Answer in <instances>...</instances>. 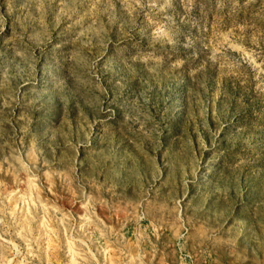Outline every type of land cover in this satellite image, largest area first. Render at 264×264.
<instances>
[{
  "label": "clouds",
  "instance_id": "1",
  "mask_svg": "<svg viewBox=\"0 0 264 264\" xmlns=\"http://www.w3.org/2000/svg\"><path fill=\"white\" fill-rule=\"evenodd\" d=\"M55 2L0 0V174L10 172L18 185H27L23 193L18 188L9 195L0 177V240L11 231L20 241L0 244V264H51L49 240L58 232L90 235L102 227L101 236L111 235L97 209L114 214L111 201L121 196L133 214L143 211L150 222L136 239L116 234V264H176L180 249L179 264L213 252L220 254L222 264H264V145L252 143L251 127L237 129L242 143L226 157L220 179L212 181L221 163L222 133L232 122L217 117L216 126H210L209 105L198 100V112L189 120L191 134L178 140L175 121L184 112L179 96L165 97L163 110L154 115L148 111L152 86L135 87L117 73L118 53L107 58L112 41L103 39L101 3L109 24L117 22V3L129 13L121 18V27L134 22L137 10H149L154 25L164 20L153 31L164 51L131 56L127 67L133 73L137 64L155 76L165 65L169 73L181 68L184 61L173 62L164 46L183 43L194 58L195 37L183 35L166 11L173 0H72V8L59 0L58 13ZM181 2L191 13L197 0ZM77 3H87L89 11L73 20ZM223 3L215 0L217 8ZM230 3L232 27L240 29L236 39L243 43L250 36L259 46L258 39L264 41V0ZM89 15L92 23L76 31L71 41L63 32L62 42L53 40L45 24L47 16L59 30L67 18L71 31ZM92 35L101 37L96 55L85 53ZM65 42L73 44L71 51ZM202 70L191 74L196 78ZM198 84L203 93L209 92L205 81ZM258 98L264 101V95ZM60 152L64 156L58 160ZM6 201L16 203L19 214ZM77 203L85 210L83 216L72 210ZM87 259L96 261V256L89 253ZM69 264H77L76 258Z\"/></svg>",
  "mask_w": 264,
  "mask_h": 264
},
{
  "label": "rangeland",
  "instance_id": "2",
  "mask_svg": "<svg viewBox=\"0 0 264 264\" xmlns=\"http://www.w3.org/2000/svg\"><path fill=\"white\" fill-rule=\"evenodd\" d=\"M67 4L68 8L73 7L72 0H67ZM97 7L101 13L99 21L106 30L103 39L112 41L108 48L107 58L110 60L115 53L120 56V59L116 62L115 71L124 75L135 87H139L144 83L152 86V91L149 92L152 99L148 111L154 115L162 111L164 99L170 95L179 96L183 102L184 112L180 119L175 121L178 140L184 134H191L189 120L194 111L198 112V100H203L209 105L210 126H216L217 117H223L224 122H232L231 126L222 133V147L218 153L221 163L217 164V174L211 176L210 180L220 179L224 167L228 163L226 157L242 143L240 133L237 132L238 128L251 127L249 135L253 137L252 143L264 145V101L258 98L264 95L260 92V89L264 88V63L257 55L264 57V41L258 39L259 46H257V43L252 42L250 36H246L243 43L236 39L240 29L232 27V18L229 15L232 7L230 0H224L222 8L216 7L215 0L211 5H206L205 0H197L191 13L185 10L181 0H173L172 7L166 11L168 15L173 17L183 35L191 33L195 37L197 51L196 56L193 58L191 50L184 48L183 43H179L175 47L164 46L170 49L166 53L167 57H171L173 62L177 59L183 60L184 65L171 73L165 65L160 76L150 73L144 64L133 65L132 67L135 68L134 73L127 65L133 55L139 54L140 56L152 57L154 53L164 51L161 43L153 35L154 27L163 24L164 20L161 18L154 25L153 16L150 15L149 10H137L134 14V22L129 20L124 27H121L123 22L121 18H129V13L119 3H117V22L113 24L108 23V15L104 12L106 5L101 3ZM53 8L57 13L59 12V0H56ZM88 11L89 5L87 3H77L72 17L73 20L79 19ZM184 18L189 23H182ZM70 23L72 21L65 18L61 22L60 29L55 30L48 17H45V24L48 25V32L51 34L52 39L62 42L61 32L68 41L74 40L76 31L81 30V27L86 29L92 23V16H85L82 26L77 25L71 31L68 29ZM10 31L9 29V34ZM42 31V29H38V33ZM100 40L101 37L92 35L91 46L85 48V53L89 55L98 54L101 50ZM84 43L87 44L88 40L84 39ZM118 43L121 45L120 47H116ZM64 46L67 51H71L73 44L65 42ZM214 56L218 59L213 60ZM102 66L101 64L100 67ZM201 66L203 70L194 78L191 73ZM198 80L205 81L209 88L208 93H203ZM233 117H235L234 121ZM257 121H260V123L257 124ZM230 133L231 135H229ZM48 151L50 152L51 148H48ZM41 152H44L43 147H41ZM63 156L64 153L60 152L57 159L59 160ZM45 158L49 157L45 154ZM7 167L6 164L5 168L7 169ZM0 177L8 186L7 193L9 195L16 192L18 188L23 193L27 187L26 184L18 185L16 177L10 172L0 174ZM20 179L24 180L26 178L21 175ZM127 191L130 193L131 189H127ZM118 196H121L119 190ZM11 199L15 201L18 198L12 197ZM128 202L123 196L120 199L114 198L110 204V207L114 206V214H101V210L97 209V214L101 216L104 225H108L112 230L111 235L105 232L101 236L102 227L100 231L92 232L90 235L78 234L73 231L71 235L66 236L58 232L57 238L49 240L51 249H49L48 259L51 264H69L73 258H76L77 264H96V261H99L100 264H116V234L119 233L125 240L136 239L138 235H142V229L148 228L150 222L149 217L145 216L143 211L137 210L133 214L134 210L128 206ZM5 203L9 204V207L19 214L16 203L10 201ZM28 207L30 210L31 206ZM64 207L68 208L70 206L65 204ZM72 210L80 216H83L85 211L79 203ZM9 240L13 243H20L18 238L9 231L3 236V240H0V244H4ZM101 245H103V248H101ZM169 251H173V249H169ZM182 251V249L176 250V264H179ZM208 251H211V249ZM89 253L96 256V261L87 259ZM17 255L19 256V253ZM80 256H85V260L80 261ZM106 257L109 258L106 259ZM8 258L12 259L11 256ZM13 264H16V261H13ZM186 264H222V260L218 252H213L211 255L205 253L195 262L189 259Z\"/></svg>",
  "mask_w": 264,
  "mask_h": 264
}]
</instances>
